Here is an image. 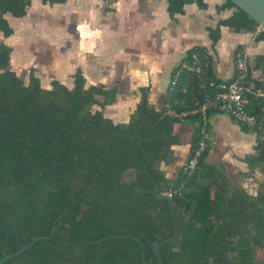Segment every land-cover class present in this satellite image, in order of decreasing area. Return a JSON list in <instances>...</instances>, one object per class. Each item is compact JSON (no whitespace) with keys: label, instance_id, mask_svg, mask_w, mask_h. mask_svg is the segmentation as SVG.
<instances>
[{"label":"trees","instance_id":"16d2710c","mask_svg":"<svg viewBox=\"0 0 264 264\" xmlns=\"http://www.w3.org/2000/svg\"><path fill=\"white\" fill-rule=\"evenodd\" d=\"M222 1L216 13L233 11L206 29L211 50L220 27L255 33L254 41L264 42V29L256 32L253 20ZM166 4L170 18L182 15L185 5L206 9L204 0ZM29 5L30 0H0L3 38L12 35L5 16L22 18ZM206 51L194 46L184 53L171 71L159 111L148 105L147 88H140L128 122L114 124L91 107L112 104L115 87L85 86L79 70L71 76L70 90L56 81L42 89L33 70L24 84L8 69L11 49L0 43V260L12 255L0 264H157L154 248L173 229L168 204L153 198L152 183L158 196L170 194L177 233L159 249L161 264H256L253 248L264 250V182L254 195L240 187L229 191L222 170L206 162L205 145L191 171L180 166L167 179L160 170L161 163L175 161L170 147L178 141L172 128L180 122L193 126L184 164L194 158L203 142L204 118L218 114L199 108L220 82L236 78V72L227 81L215 78ZM184 64L202 71L194 74ZM255 67H261L262 81L250 80L247 65L244 85L252 83L246 111L256 125L242 127L260 135L264 96L256 91L264 94V55L255 59ZM246 164L264 175V140L257 139Z\"/></svg>","mask_w":264,"mask_h":264},{"label":"crops","instance_id":"0c3cea01","mask_svg":"<svg viewBox=\"0 0 264 264\" xmlns=\"http://www.w3.org/2000/svg\"><path fill=\"white\" fill-rule=\"evenodd\" d=\"M31 1L33 3L34 0ZM132 1L126 11L133 12L134 16L124 22V27L130 28L128 30L121 28L122 22L112 24L107 29H87L85 26L89 24L88 18L84 25H73V29L67 30L78 37L75 48H71L70 43L68 46L69 58L74 61L66 64L67 74L72 80L71 76L79 70L82 76L83 72L86 73L85 79L89 75L95 76L91 78L94 82L89 85L116 88L114 102L104 107L111 108L107 112L109 115L105 114V110L101 112L112 123L128 122L139 101L140 88H147L148 105L159 111L163 107L172 69L184 53L194 46L207 50L213 61L214 77L218 80L227 81L235 75L232 57L238 48L245 55L250 80L262 81V69L255 67V59L264 55V42H255V33H234L226 27H220L219 39L210 49L206 29L214 28L219 20L230 17L233 11L230 9L216 13L215 7L221 5L222 0H204L205 10L198 9L195 4L185 5L182 15H173L171 18L166 12V0ZM118 5H121L120 2ZM10 54H13L12 50ZM9 65L8 62V68ZM249 88H252V83ZM124 92L127 95L125 100L122 99ZM256 93L260 97L264 96L261 90ZM203 123L205 131L202 139L208 148L206 162L222 170L229 183V191L230 188L245 189L247 184L244 181L251 182L252 176L260 175L264 181V175L257 169H249L246 164V160L255 155L257 139L264 140V117L260 135L245 131L241 125L222 113L204 118ZM192 130V123L189 122L173 126L172 135L178 144L170 147L175 161L168 166L160 164L165 178L173 179L176 172L171 174V171L179 161H185Z\"/></svg>","mask_w":264,"mask_h":264},{"label":"rangeland","instance_id":"374dc122","mask_svg":"<svg viewBox=\"0 0 264 264\" xmlns=\"http://www.w3.org/2000/svg\"><path fill=\"white\" fill-rule=\"evenodd\" d=\"M132 2V0H67L64 4L48 5L42 4L40 0H34L33 3L30 0V5L22 18L14 19L8 15L5 16L12 28V35L3 38L0 33V43H5L13 53L9 58L8 69L13 71L24 84L27 82L29 71L33 70L42 89H47L52 81L71 87L72 80L67 74L66 64H71L68 62L74 60L69 58L68 46L70 43V47L75 48L78 37L67 30L73 29V25L76 27L81 23L84 25L86 18L89 23L85 26L87 29H107L106 27L112 24L122 22L121 28L128 30L130 28L124 27V22L134 16L133 12L126 11L127 6ZM17 64H24V66ZM82 74L83 77L86 75L84 72ZM91 78L95 76L89 75L86 79L84 77L86 85L94 82ZM126 97L124 92L122 99L125 100ZM97 108L100 112L105 110V114H108L107 112L111 109L92 106L91 110H98ZM183 162V159L179 161L171 174L175 173ZM129 178L130 175L127 174L124 179ZM251 179V182L244 181L245 185L247 184L244 190L253 195L259 184L264 181L260 175L252 176ZM253 260L256 264L263 261L264 250L254 247Z\"/></svg>","mask_w":264,"mask_h":264},{"label":"built area","instance_id":"2783aa9c","mask_svg":"<svg viewBox=\"0 0 264 264\" xmlns=\"http://www.w3.org/2000/svg\"><path fill=\"white\" fill-rule=\"evenodd\" d=\"M262 30L260 27L256 29V32ZM234 70L236 72V78L230 82H220L217 86V92L211 99H207L204 104L199 108V111L203 113L205 110H215L218 113L225 114L233 122L247 128L252 129L256 125V119L246 111L247 99L246 94L249 93V87H246L245 81L248 74L247 62L245 55L242 51H236L233 53L232 58ZM188 71L194 74H200L202 71L201 66L195 67L193 65L182 66ZM211 86V83H209ZM204 148L203 142L199 143L198 150L194 154V158L182 164L184 171H191L195 165V157ZM165 196L170 198V194L167 193Z\"/></svg>","mask_w":264,"mask_h":264},{"label":"water","instance_id":"95a60500","mask_svg":"<svg viewBox=\"0 0 264 264\" xmlns=\"http://www.w3.org/2000/svg\"><path fill=\"white\" fill-rule=\"evenodd\" d=\"M231 4H233V6L239 10H241L242 12H244L248 18H250L251 20H253L258 27H260L261 29H264V0H228ZM71 87H67V89H71ZM50 89V86L47 88V90ZM104 118H106L103 115ZM145 162L147 164V160L145 159ZM146 167V166H145ZM145 167H143V172L145 173ZM153 185V190H152V196L155 199H159V200H164L167 202L169 210H170V214H171V220H172V229H173V235L170 238H167L161 242H159L155 248H154V253L157 259V264H161L160 261V257H159V249L166 243L172 242L177 233H176V229L174 227V211H173V207H172V203H171V199L167 196H158L157 195V187L155 183H152ZM254 195V194H253ZM36 239L32 240V243L35 241ZM25 247L21 248L16 254H19ZM14 254V255H16ZM11 256H6L4 257L2 260H0V262H3L7 259H9ZM143 264H146L143 260H142Z\"/></svg>","mask_w":264,"mask_h":264},{"label":"flooded vegetation","instance_id":"af4514ba","mask_svg":"<svg viewBox=\"0 0 264 264\" xmlns=\"http://www.w3.org/2000/svg\"><path fill=\"white\" fill-rule=\"evenodd\" d=\"M72 78V77H71ZM72 82H73V79H72ZM59 83V82H58ZM60 84V83H59ZM62 85V84H61ZM62 86H64V85H62ZM86 86V85H85ZM64 87H66V86H64ZM67 88V87H66ZM72 89V88H71Z\"/></svg>","mask_w":264,"mask_h":264}]
</instances>
